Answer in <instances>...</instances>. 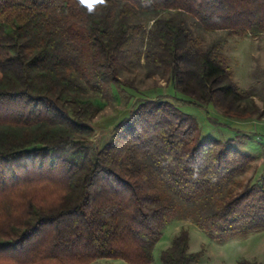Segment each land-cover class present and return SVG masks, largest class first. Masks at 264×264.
<instances>
[{"label":"trees","instance_id":"trees-1","mask_svg":"<svg viewBox=\"0 0 264 264\" xmlns=\"http://www.w3.org/2000/svg\"><path fill=\"white\" fill-rule=\"evenodd\" d=\"M196 28L264 36V0H0V264H151L182 215L216 242L264 231L253 158L178 108L264 121ZM141 59L189 100L137 99L100 145L92 100ZM199 258L180 229L160 264Z\"/></svg>","mask_w":264,"mask_h":264},{"label":"rangeland","instance_id":"rangeland-1","mask_svg":"<svg viewBox=\"0 0 264 264\" xmlns=\"http://www.w3.org/2000/svg\"><path fill=\"white\" fill-rule=\"evenodd\" d=\"M151 25L152 22L144 23L145 28ZM195 36L199 37L204 46L212 44L218 46L228 60L233 82L243 95L252 98L261 109L264 104V36L251 39L229 35L223 31L207 32L198 28L195 29ZM143 64L144 59H141L139 65L128 67L121 72V77L130 86L118 88L111 86L106 99L98 97L92 100L101 108L100 113L92 121V126L96 129L94 139L100 145L108 141L112 128L137 99H152L158 95L169 94L178 100H189L183 95L175 94L171 82L157 76L150 77L148 69ZM178 108L182 113L195 119L200 139H216L222 142L233 140L240 151L252 156L262 152L260 145L264 146V121L229 119L212 105L198 107L181 103L178 104ZM259 172L263 173L264 167ZM251 174L250 171L244 178H249ZM180 229H186L188 232L189 252L200 253V258L193 264H237L242 260L264 264V231L252 233L246 238L233 237L216 242L210 240L183 215L171 220L164 227L161 238L154 247L151 264H160L161 252L170 246ZM92 264L125 263L101 259Z\"/></svg>","mask_w":264,"mask_h":264},{"label":"crops","instance_id":"crops-1","mask_svg":"<svg viewBox=\"0 0 264 264\" xmlns=\"http://www.w3.org/2000/svg\"><path fill=\"white\" fill-rule=\"evenodd\" d=\"M171 87L173 89V83L172 82H171ZM185 101H187V100H185ZM251 120L255 121V119H251ZM202 140H205V139H202ZM260 148H261L262 152H260L257 156L250 155L253 158V166L256 167V169H257V175L264 174V172L263 173L259 172L262 169V167H264V146L260 145ZM260 167H261V169H260Z\"/></svg>","mask_w":264,"mask_h":264},{"label":"snow or ice","instance_id":"snow-or-ice-1","mask_svg":"<svg viewBox=\"0 0 264 264\" xmlns=\"http://www.w3.org/2000/svg\"><path fill=\"white\" fill-rule=\"evenodd\" d=\"M84 3H90L91 0H83Z\"/></svg>","mask_w":264,"mask_h":264}]
</instances>
